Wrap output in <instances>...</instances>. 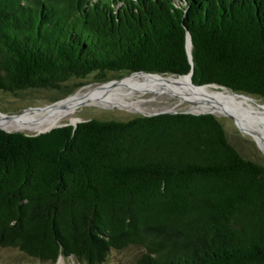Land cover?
Wrapping results in <instances>:
<instances>
[{
    "label": "trees",
    "instance_id": "trees-1",
    "mask_svg": "<svg viewBox=\"0 0 264 264\" xmlns=\"http://www.w3.org/2000/svg\"><path fill=\"white\" fill-rule=\"evenodd\" d=\"M192 69L264 96V0H0V90ZM132 245L128 264H264V164L213 113L0 128L1 248L101 264Z\"/></svg>",
    "mask_w": 264,
    "mask_h": 264
},
{
    "label": "bare ground",
    "instance_id": "bare-ground-1",
    "mask_svg": "<svg viewBox=\"0 0 264 264\" xmlns=\"http://www.w3.org/2000/svg\"><path fill=\"white\" fill-rule=\"evenodd\" d=\"M217 87L220 86H195L188 76L136 72L121 79L106 81L97 87L92 84L86 85L42 108L32 107L21 113L7 115L0 112V126L12 130L43 131L65 122H77L80 120L76 116L77 111L85 105L92 104L129 106L138 111L148 112L132 97L135 95L140 97L148 91H158L178 98L176 105L164 106L165 110H176L181 102L188 101L189 109L192 111H209L218 116H231L239 127L253 135L264 151V104L256 103L252 97L245 94L218 92L214 90Z\"/></svg>",
    "mask_w": 264,
    "mask_h": 264
},
{
    "label": "rangeland",
    "instance_id": "rangeland-1",
    "mask_svg": "<svg viewBox=\"0 0 264 264\" xmlns=\"http://www.w3.org/2000/svg\"><path fill=\"white\" fill-rule=\"evenodd\" d=\"M132 72L129 71H108L104 78L98 77L97 73H91L86 77H72L65 81L61 88H28L16 92L0 90V111L5 113H21L27 108H42L48 104L54 103L57 100L63 99L70 94L75 93L86 85L92 84L94 87L115 79H121L128 76ZM214 90L218 92L234 93L232 89L225 87H217ZM229 93V92H228ZM241 92H235L234 94ZM245 94V93H241ZM256 103L264 104V96L250 95ZM142 96V97H141ZM135 95L133 100L146 109L148 112L138 111L129 106H103L100 104L85 105L81 107L76 116L80 120L89 118L100 119H117L129 120L138 115H145L144 113H157L164 111L167 106H174L178 102L177 97H173L168 93H159L158 91H148L145 94ZM136 97V98H135ZM258 101V102H257ZM165 106V107H164ZM150 107V108H149ZM190 104L188 101H183L179 104L176 111L189 110ZM154 109V110H153ZM214 114V113H213ZM216 115V114H215ZM223 123L229 141L248 159H252L264 164V151L258 145L251 133L243 130L235 122V120L228 115H216ZM15 131H22L25 133H36L37 131L14 129ZM137 246H130L125 249H112L109 255L101 264H128L134 261L137 254L140 252ZM0 264H51L43 262L39 259L29 257L14 248L0 247ZM56 264H81L75 257L61 256Z\"/></svg>",
    "mask_w": 264,
    "mask_h": 264
},
{
    "label": "water",
    "instance_id": "water-1",
    "mask_svg": "<svg viewBox=\"0 0 264 264\" xmlns=\"http://www.w3.org/2000/svg\"><path fill=\"white\" fill-rule=\"evenodd\" d=\"M190 42V43H189ZM192 48H193V41H192V36H191V33L189 32L188 33V52H189V56H190V59L191 61L193 62V53H192ZM136 72H145V73H149V74H159V75H162V74H167V75H175V77H182V76H188L190 81L192 82L193 85L195 86H200V87H205V86H211V85H217V86H220V87H225L223 85H220L218 83H208V84H201V85H198V84H195L193 82V69L189 72V73H186V74H180V75H177L175 73H160V72H147V71H134L132 73H136ZM1 112V111H0ZM162 112H171V113H176V112H180V111H176V110H164V111H161V112H157V113H162ZM184 112H191V113H196V114H201V113H212V112H209V111H203V112H195V111H192V110H184ZM3 113L4 115H7V113L5 112H1ZM157 113H144L145 115H153V114H157ZM82 120H78L77 122H65V123H62V124H59L57 126H54V127H51L47 130H43V131H38L36 133H32V134H40L42 132H48V131H51L53 128L55 127H59V126H64V125H68V124H72L75 126V128L78 127L79 125V122H81ZM0 128H3L7 131H15V130H12V129H6L2 126H0ZM30 134V133H28Z\"/></svg>",
    "mask_w": 264,
    "mask_h": 264
}]
</instances>
